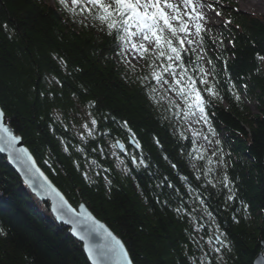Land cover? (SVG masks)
<instances>
[{"label": "trees", "instance_id": "trees-1", "mask_svg": "<svg viewBox=\"0 0 264 264\" xmlns=\"http://www.w3.org/2000/svg\"><path fill=\"white\" fill-rule=\"evenodd\" d=\"M208 6L226 21L203 28L185 47L196 52L184 56L189 74L215 66L208 79L223 99L207 108L212 152L196 144L175 108L149 98L138 79L148 75L147 62L125 69L115 33L98 20L59 0H0L2 110L51 181L119 236L134 264H252L263 251L264 15L234 10L228 0ZM197 53L205 56L199 65ZM88 113L97 120L93 136L82 128ZM117 141L126 153L113 147ZM194 148L204 159H193ZM131 156L144 163L137 167ZM21 186L0 154V264H90L48 204Z\"/></svg>", "mask_w": 264, "mask_h": 264}, {"label": "snow or ice", "instance_id": "snow-or-ice-1", "mask_svg": "<svg viewBox=\"0 0 264 264\" xmlns=\"http://www.w3.org/2000/svg\"><path fill=\"white\" fill-rule=\"evenodd\" d=\"M59 3L74 15L77 14L78 10L79 13L98 20L106 27L109 35H112L114 32V39L118 40V46H122L120 56L131 70L135 71V64L132 63L133 60L143 59L147 62L150 68L148 75L139 77L138 79H141L142 82H147V86L150 89V99L156 104H160L162 100L167 99L165 95H161L159 99L154 95L157 91L156 85H159L164 92L171 91L175 93L183 102V107L175 101L169 100L171 107L178 109L173 115L179 117L182 113L184 120H188L190 117H197L196 123L202 121L208 125L209 132L215 135L207 112V108L211 105L213 99H223L216 90L215 85L210 84L208 79L214 71L215 66L213 65L211 71L203 66L194 67L192 74H189L184 53H195L196 50L194 48H185V44L191 45L194 41L190 39L186 40L180 35V33H183L185 36L189 35L188 25L184 20L185 16L196 22L195 30L198 35L204 30L200 22L204 21L206 17L200 9L205 5L200 3L199 0H181L180 4L171 3L169 0H71V6H69L68 0H59ZM216 15L220 14L216 13ZM202 40L203 38L201 37V42ZM259 58L264 59V57ZM204 59V55L196 54L197 65L201 64ZM157 61H160V64H157ZM208 62L211 63L210 60ZM197 70L200 73L199 77L195 75ZM152 81H155L154 85ZM165 85H168L166 89L164 88ZM200 85H204L205 87L202 88ZM89 106H92V102H90ZM88 116L90 117L89 123L93 127H89V123H84L82 124V128L87 130L88 136H93L97 120L91 113H88ZM3 118L4 113L0 111V133H3V138H6V147L12 148L15 145L17 137L4 126ZM122 126L127 128L131 134L132 143L139 148V141L135 139V133L128 127L127 121H124ZM180 135L184 139L188 138L183 132ZM192 135L195 140V138L199 137L200 133L194 131ZM81 139L85 140L84 135H81ZM204 139L207 140L208 137L205 136ZM158 143L159 141H157ZM113 147L123 149L124 145L117 141ZM79 150L84 151V149ZM19 151L27 153L26 149H20ZM65 151H67V146L65 147ZM93 151H96V149H93ZM99 151L103 153L104 149L101 148ZM193 152L195 153L193 159H204L201 149L194 148ZM112 154L115 155V153ZM131 161L137 167L144 163L143 159L137 161V157L135 156H131ZM121 163H123L122 160ZM209 163L211 164V160H209ZM172 167L175 168L176 165L173 164ZM193 167L195 168V164H193ZM97 174L99 175V173ZM85 176H87V173H85ZM197 178L199 179V175H197ZM222 183L225 187H228L231 183L227 175L224 176ZM229 192L231 194L228 195L227 199H235V194L231 188H229ZM61 200H63L62 197ZM176 211L180 212L181 209L177 208ZM209 216H211V213H209ZM87 219L96 224L91 215H88ZM97 226L103 228L102 225ZM77 234L79 235V232ZM107 237L113 241L111 251L127 261V264H132V261L128 259V253L124 245L112 237L110 232L107 233ZM81 239H85V237L82 236ZM216 242L221 246H226L225 242L219 237L216 238ZM207 243L212 245V239L210 238ZM212 250L217 253L221 251L215 245H213ZM88 251L90 256L98 259L96 251L91 246H89Z\"/></svg>", "mask_w": 264, "mask_h": 264}, {"label": "water", "instance_id": "water-1", "mask_svg": "<svg viewBox=\"0 0 264 264\" xmlns=\"http://www.w3.org/2000/svg\"><path fill=\"white\" fill-rule=\"evenodd\" d=\"M0 111L4 113V126L17 137L14 147L7 148L6 138H3L4 134L0 133V154L6 158L8 164L22 180L21 189L29 190L39 201L48 204L49 210L56 222L66 227L69 230V234L82 245V249L90 264H127V261L111 251L113 241L107 237V233L109 232L112 234V237L124 245L128 253V259L132 261L130 253L121 238L103 221L95 217L84 203H80L78 207L71 204L64 193L39 166L29 148L24 144L22 137L17 135L12 129L9 119L1 106ZM129 143L131 146L136 147L132 143V140ZM20 149H26L27 153H21ZM118 149L123 154L126 151L125 147ZM61 197L63 200H61ZM88 215L94 218L96 224L87 219ZM97 225H102L103 228ZM77 232H79V235ZM82 236L85 239H81ZM89 246L96 251L98 259H94L89 255ZM262 248L263 251L254 258L252 264H264V242L262 243ZM132 264H134L133 261Z\"/></svg>", "mask_w": 264, "mask_h": 264}, {"label": "rangeland", "instance_id": "rangeland-1", "mask_svg": "<svg viewBox=\"0 0 264 264\" xmlns=\"http://www.w3.org/2000/svg\"><path fill=\"white\" fill-rule=\"evenodd\" d=\"M244 1L245 0H228V3L231 4V7L234 10L237 9L238 11H240L242 13H249L251 15H258V16L264 15V1L263 0H257V6L246 5ZM169 2L180 4L181 0H169ZM199 2L200 3H204L205 2L207 4V6H208L209 4H211L213 2H215V3L219 2V0H199ZM68 4L71 6V0H68ZM207 6H204V7H202L200 9V11L206 17V19L204 21H201L200 23L203 25L204 29L210 31V30H212V28L213 29H217L222 22L226 21V19L222 15H216V13H218V10L209 9ZM217 6H219L218 3H217ZM184 20H185V22L188 25L189 35H190L191 39L194 41V43H197L196 39H195V36L197 34L196 30H195V23L196 22L194 20H190L187 16L184 17ZM185 47H188V44H185ZM119 57H120V60H119L120 62L119 63L125 69L133 71V70H131L128 67V65H126L123 62V60H122L120 55H119ZM132 63L135 64V69H140V68H143V66H144L143 59L133 60ZM154 84H155V81H154ZM167 87H168V85L164 86L165 89ZM156 88H157V91L155 92V94H156L158 99H159V97L161 95H165L167 97V99H164V100L161 101L162 104L169 103V100H173L176 103H179L177 101V96L175 95V93H173L171 91L164 92V90L161 89L159 85H156ZM248 105L251 107L252 112L254 114H257V110H256L255 106L253 104H250V103H248ZM171 108H173V107H171ZM172 111L173 112H177L178 109L175 108ZM177 118L178 119L180 118L184 122V126H185L186 131L188 133H190L191 135H192V133L194 131L200 133L199 137L195 138L196 144L199 147L207 150L208 152H212V151L215 150V146H214L213 142L208 137V133H207L208 125L204 124L202 121L200 123H196L197 117H190L188 120H184L182 113ZM82 123L84 124V123H87V122L83 121ZM86 132H87V130H86ZM205 136L208 137L207 140L204 139ZM192 137H193V135H192Z\"/></svg>", "mask_w": 264, "mask_h": 264}, {"label": "bare ground", "instance_id": "bare-ground-1", "mask_svg": "<svg viewBox=\"0 0 264 264\" xmlns=\"http://www.w3.org/2000/svg\"><path fill=\"white\" fill-rule=\"evenodd\" d=\"M244 2L249 6H257V0H245Z\"/></svg>", "mask_w": 264, "mask_h": 264}, {"label": "flooded vegetation", "instance_id": "flooded-vegetation-1", "mask_svg": "<svg viewBox=\"0 0 264 264\" xmlns=\"http://www.w3.org/2000/svg\"><path fill=\"white\" fill-rule=\"evenodd\" d=\"M125 153H126V151H125Z\"/></svg>", "mask_w": 264, "mask_h": 264}]
</instances>
